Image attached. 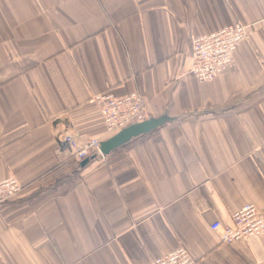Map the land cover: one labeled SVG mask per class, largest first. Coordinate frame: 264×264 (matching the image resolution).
<instances>
[{
  "label": "crops",
  "instance_id": "0c3cea01",
  "mask_svg": "<svg viewBox=\"0 0 264 264\" xmlns=\"http://www.w3.org/2000/svg\"><path fill=\"white\" fill-rule=\"evenodd\" d=\"M247 38L206 83L190 43L234 24ZM139 93L170 121L81 166L62 147L109 139L93 98ZM0 264H264V238L211 229L264 218V0H0Z\"/></svg>",
  "mask_w": 264,
  "mask_h": 264
},
{
  "label": "built area",
  "instance_id": "2783aa9c",
  "mask_svg": "<svg viewBox=\"0 0 264 264\" xmlns=\"http://www.w3.org/2000/svg\"><path fill=\"white\" fill-rule=\"evenodd\" d=\"M247 38L246 27L234 23L214 34L195 38L190 43L189 74L199 83L213 81L233 66V55ZM98 106L106 134L116 135L130 125L142 123L148 119L146 103L142 96L131 93L117 97L103 93L93 98ZM100 140L81 142L75 135L67 134L61 138L64 150L82 163L100 154ZM21 192V186L14 178L0 181V206L15 199ZM230 227L215 223L211 229L220 234L223 243H233L250 238H264V218L262 212L248 205L231 215ZM150 264H196L183 247L174 252L151 260Z\"/></svg>",
  "mask_w": 264,
  "mask_h": 264
},
{
  "label": "water",
  "instance_id": "95a60500",
  "mask_svg": "<svg viewBox=\"0 0 264 264\" xmlns=\"http://www.w3.org/2000/svg\"><path fill=\"white\" fill-rule=\"evenodd\" d=\"M170 118L167 116H163L158 119H147L146 121L142 123H137L128 126L127 128H124L116 135L110 137L109 139L101 142L100 144V154L101 156H107L112 151L124 146L128 142H130L132 139H135L137 137H140L142 135H146L153 130L161 127L165 123L169 122ZM89 160H84L81 163V166H84L88 163Z\"/></svg>",
  "mask_w": 264,
  "mask_h": 264
}]
</instances>
